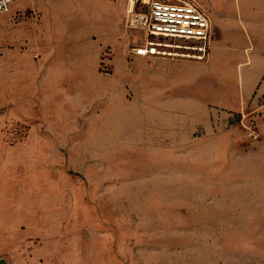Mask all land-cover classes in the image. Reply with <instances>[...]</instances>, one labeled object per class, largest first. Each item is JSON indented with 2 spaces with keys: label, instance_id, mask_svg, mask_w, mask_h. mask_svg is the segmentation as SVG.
<instances>
[{
  "label": "rangeland",
  "instance_id": "1",
  "mask_svg": "<svg viewBox=\"0 0 264 264\" xmlns=\"http://www.w3.org/2000/svg\"><path fill=\"white\" fill-rule=\"evenodd\" d=\"M123 1V10V2L108 10L122 11L99 38V70L65 75L38 90L23 84L22 91L0 70V206L17 222L12 234L0 235V258L36 264H262L264 236L256 232L264 220L240 218L255 204L224 185L218 165L198 163L190 145H171L177 133L193 131L177 129L168 113L178 107L175 99L159 97L174 75L147 70L159 65L130 53L144 36L125 26L129 0ZM195 1L216 25L212 7L226 13L238 3ZM154 38L184 46L170 48L167 57L201 59L209 51L192 49L197 40ZM107 54L109 71L100 66ZM243 108L212 112L218 122Z\"/></svg>",
  "mask_w": 264,
  "mask_h": 264
},
{
  "label": "crops",
  "instance_id": "2",
  "mask_svg": "<svg viewBox=\"0 0 264 264\" xmlns=\"http://www.w3.org/2000/svg\"><path fill=\"white\" fill-rule=\"evenodd\" d=\"M121 2L123 10L127 6L123 0H13L9 11L0 14V70L21 91L25 84L38 90L65 75L99 70V38L111 30L122 11L118 15L108 10L118 9ZM212 9L219 24L210 17L211 41L205 58L152 55L149 59L159 67L147 70L174 75L160 87L159 97L174 98L178 107L168 113L174 115L177 129L193 131L185 136L177 133L171 145H190L198 163L222 168L224 185L255 204L251 207L255 211L240 218L258 223L264 220V104L259 116L261 138L253 141H247L230 118L215 121L212 108L238 111L257 105L264 96V0H238L226 13ZM107 12L113 17L107 18ZM7 213L9 208L0 206V235L12 234L17 225L15 217H5ZM257 227L256 233L264 236V222ZM261 253L264 256V248ZM6 264L36 263L18 258Z\"/></svg>",
  "mask_w": 264,
  "mask_h": 264
},
{
  "label": "built area",
  "instance_id": "3",
  "mask_svg": "<svg viewBox=\"0 0 264 264\" xmlns=\"http://www.w3.org/2000/svg\"><path fill=\"white\" fill-rule=\"evenodd\" d=\"M13 0H0V14L9 11ZM127 28L142 32L144 41L130 47V53L138 56H164L171 48L154 37H171L200 42L194 50L204 51L211 41L212 25L206 9L195 0H132L124 18ZM107 51H110L108 48ZM108 62H101L102 70H112L111 54H107ZM260 105L256 109H244L232 120L244 132L247 141L261 138L258 112L264 104V98H259Z\"/></svg>",
  "mask_w": 264,
  "mask_h": 264
},
{
  "label": "bare ground",
  "instance_id": "4",
  "mask_svg": "<svg viewBox=\"0 0 264 264\" xmlns=\"http://www.w3.org/2000/svg\"><path fill=\"white\" fill-rule=\"evenodd\" d=\"M132 4V0H129V3H128V8L129 6ZM203 5V4H202ZM207 9V8H206ZM166 46H169L171 48H183L184 46L181 45V44H174V43H170V42H163ZM186 48H190L188 46H185ZM173 53V52H172ZM176 53V52H175ZM190 55V53H188Z\"/></svg>",
  "mask_w": 264,
  "mask_h": 264
},
{
  "label": "water",
  "instance_id": "5",
  "mask_svg": "<svg viewBox=\"0 0 264 264\" xmlns=\"http://www.w3.org/2000/svg\"><path fill=\"white\" fill-rule=\"evenodd\" d=\"M0 264H6V259L3 258V257H1V258H0Z\"/></svg>",
  "mask_w": 264,
  "mask_h": 264
}]
</instances>
